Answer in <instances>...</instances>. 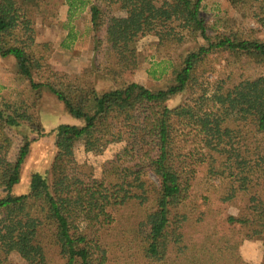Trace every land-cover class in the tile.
Segmentation results:
<instances>
[{"label":"trees","instance_id":"obj_1","mask_svg":"<svg viewBox=\"0 0 264 264\" xmlns=\"http://www.w3.org/2000/svg\"><path fill=\"white\" fill-rule=\"evenodd\" d=\"M102 1L124 11L127 18L104 22ZM204 2L0 0V57L14 58L20 75L38 96L47 88L82 122L60 124L50 131L56 148L52 166L45 173H33L28 193L18 195L15 187L30 145L49 132L26 106L0 105V156L11 147L7 129L28 127L33 137L24 133L16 161L0 163V264H12L11 254L26 264H49L51 250L64 264H252L240 247L264 231V77L227 87L224 81L206 82L200 71L209 55L221 53L264 61V0H225L228 11L237 13L241 22L219 35L208 34ZM57 4H68L69 17L89 8L93 30L97 35L104 31L102 46L114 52L122 71L135 65L129 60L136 55L139 39L148 35L156 36L168 50L188 40L197 44L180 56L178 64H169L174 79L166 89L128 83L99 94L87 80L65 83L57 74L37 83L34 74L49 71L51 49L37 42L32 12H54ZM165 71L162 68L160 76ZM188 90L192 95L184 103L166 105ZM248 100L261 101V108L248 110L243 118L229 116L233 102ZM148 102L160 105V155L153 158L146 152L137 158L126 147L103 164L101 181L87 186L91 167L77 162V151L99 155L109 144L123 141L110 121L132 123L135 109ZM74 163L81 176L69 174ZM200 182L214 183L210 187L224 199L245 198L243 215L228 218L229 224L240 226L238 233L221 235L206 222L208 213L194 196ZM80 219L87 223L83 231L77 225ZM149 219L146 235L141 227ZM194 226L205 232L193 236ZM245 228L251 234H245Z\"/></svg>","mask_w":264,"mask_h":264},{"label":"rangeland","instance_id":"obj_2","mask_svg":"<svg viewBox=\"0 0 264 264\" xmlns=\"http://www.w3.org/2000/svg\"><path fill=\"white\" fill-rule=\"evenodd\" d=\"M101 4L104 22L114 18L115 23H120L127 18L124 11L107 7L103 1ZM203 14L207 19L210 35L229 32L235 24L241 22V17L237 13L228 11L225 0H205ZM69 15L68 4H57L56 10L50 13L32 12L37 42L48 44L51 49L47 61L49 71L34 74L33 80L37 83H45L53 76L52 74H57L65 78L63 79L65 83L72 82L75 78L87 80L94 85L99 94L128 83H138L151 90L166 89L173 84L174 79L169 64H178L182 59L180 56L186 55L197 44L188 40L176 50H168L159 44L156 36L148 35L139 39L136 55L133 60H129L130 64L135 65L122 71L116 66L114 52L105 47L104 31L97 35L93 30L89 8L78 9L73 17ZM246 23L247 26L257 27L253 22L246 21ZM202 42L199 40V44ZM103 43L105 46H102ZM204 64L200 75L205 74L203 78L205 77L204 80L210 84L219 80L228 84L227 87H232L245 79L264 77V61L256 62L244 56L236 57L227 53L209 55ZM162 68L166 71L160 76ZM191 95L188 90L173 97L166 105L174 108L184 103ZM4 103L26 106L28 112L33 113L49 132L31 143L29 154L22 166L21 181L15 187V194H26L29 191L31 175L35 172L45 173L52 166L56 148L55 134L50 131L60 124L81 125L82 122L75 120L67 112L64 104L47 88H43L38 96L31 88L29 80L20 75L16 61L11 57H0V105ZM261 106L262 102L257 100L233 102L229 116L243 118L248 110H259ZM159 111L160 105L155 102L140 105L134 111L132 123L119 125L115 120L110 121L113 131L120 132L124 136L123 141L109 144L99 155L84 153L82 149L77 151V162L86 163L91 167L85 180L87 186L95 187L102 179L103 164L126 147L133 149L137 158H141L146 152H149L153 158L160 155ZM29 131L28 127L6 130L12 143L7 155L0 156V163L16 161L24 143V133H28L29 138H33L32 132ZM68 172L73 176H81L76 163L69 167ZM212 185L214 183L206 185L200 182L194 188L197 204L200 205L201 210L208 213L205 217L206 222L221 235L238 233L240 226L229 224L228 218L229 216L239 218L243 215L245 198L239 196L234 199H224L219 196V190L216 191L217 193L214 192L213 187H210ZM206 202L208 203L204 206ZM77 225L82 231L87 228V223L82 219L78 220ZM141 228L142 232L148 235L151 229L150 219ZM199 232L205 231L200 226L192 227L193 236ZM244 232L251 234L248 228H245ZM240 252L246 261L252 264H264V231L250 239H245ZM48 260L49 264H64L55 250L49 252ZM9 261L12 264H26L18 254H11Z\"/></svg>","mask_w":264,"mask_h":264}]
</instances>
